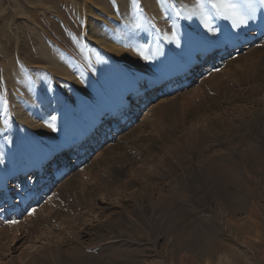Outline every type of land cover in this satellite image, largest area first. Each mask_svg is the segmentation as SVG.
<instances>
[{"label":"rangeland","instance_id":"374dc122","mask_svg":"<svg viewBox=\"0 0 264 264\" xmlns=\"http://www.w3.org/2000/svg\"><path fill=\"white\" fill-rule=\"evenodd\" d=\"M102 1L106 2L110 11L115 17H119L120 21L129 17L137 27L133 28L132 33L131 27L123 28L126 39L130 40L133 54L125 52L124 56L114 58L113 55L99 53L97 47L90 44V38L94 33L102 35L103 23L94 33L90 32L88 29L90 20L83 10L85 7L82 6V12L78 17L60 23L57 18L56 23L59 24L52 28L53 45L56 44L52 47L73 77L69 80L57 78L61 85L58 82L51 85L55 86L51 89V94L46 93L44 96L48 98L44 109L25 111L26 108H22L24 109L22 115L31 116L34 126L26 122L23 124V116L19 119L17 114L19 104H11L12 95L5 93L7 89L10 91L12 89H9L5 80L0 81L4 110L7 109L6 113L4 112V122L3 114H0V123H3L0 132V153L3 154L0 164L6 173L7 185L12 193L16 187L21 186L27 187V192H33L30 196L33 205L28 207L25 217L32 216L31 226L37 232L32 234L31 240L37 241L38 246L40 244L42 246L38 237L49 231V237L52 235L55 238L57 235L62 239L64 250L73 252L78 238L81 239L85 233L96 227L97 233L103 239L109 236L125 239L126 235L113 231L118 226L119 212L132 210L137 204L140 207L142 195L155 196L154 198L158 195L156 185L153 183L150 185L153 188L149 190L151 193L143 191L144 180L137 176L139 167H146L152 172L159 168L160 174L158 173L159 177L154 183L165 187L163 194L168 200L175 201L172 198L176 194L185 193V189L174 182L183 176L184 171L175 170L169 165L164 166L165 163L157 164V159H167L169 155L154 153L147 142L153 136L159 141V147L165 149L164 143L169 144L173 142L170 140L180 139L181 109L171 105L173 99L170 100L178 93L182 94L188 90L190 99L196 96L195 103L188 110V117L185 116L186 121L191 123L190 126L199 123L201 129L202 126H206L209 130L203 133L205 137H201L205 144L203 143L204 150L199 155L200 161L208 157L209 151L214 153L228 145L243 151L249 143L258 141L259 146L264 147V63L258 60L256 63L258 68L254 70L249 65L253 63L255 57L245 59L244 56L242 61L233 66L224 64L246 52L240 47L241 52L236 54L235 49L229 48L232 44L231 37L234 35L235 40L239 41L241 36L247 34L246 29L248 33L251 31L244 26L242 29L230 27L231 20L221 15L223 5H226L229 13L233 14L234 10H237L240 16L247 17L252 4L253 9H258L259 0ZM118 3L123 7L117 8ZM47 5H50L49 0H0V36L4 38L2 32L5 31L11 39L10 44L3 41L4 56L14 58L17 68L19 67L22 72L26 74L31 72L32 76L38 73V77L46 79L45 81L48 80L47 71L33 69L16 53L18 44L26 55L36 54L35 40L28 32L31 25L23 21L24 18L17 14L16 10L27 14L29 19H35L36 14L40 12L50 14ZM41 7L45 11H41ZM157 8L159 18L155 12ZM119 12H125L124 17L118 16ZM97 13L101 22L107 17H113L103 12L101 14V11ZM226 33H230L231 37L226 38ZM98 34L96 36H99ZM117 41L118 48H125L122 38ZM113 44L112 41L110 45ZM256 45L257 43H253L252 47ZM221 46L225 50L222 51L223 55L216 59L212 53ZM232 52L236 55H231ZM204 53L207 54L206 61L199 66L197 59ZM138 56H143V61ZM3 58L0 54V76L3 70L1 66L6 61ZM133 61L146 62L148 66L137 69ZM186 63H192L190 71L195 82H187L188 74L184 77L178 73L177 68ZM56 65L60 67L62 63ZM198 71L203 73L199 76ZM215 73L222 78L216 85H212L210 77ZM200 81L209 82L203 90L197 86ZM148 84L152 85L150 89L146 87ZM125 98V101H129V109L123 106ZM114 100H116L114 106L108 108L107 102ZM153 105H156L157 111L161 106H168L167 112L171 114V120L166 119L165 112L164 116L161 115V120H157L155 116H146ZM255 105L258 110H262L263 119L258 123L257 134L254 135L251 129L255 117L253 116L251 120L250 116L257 112ZM67 117L76 118L80 121V126L74 127L71 124L68 126ZM94 120L100 124L96 132L95 129L92 131L95 128ZM114 122L116 124L110 134L106 133L103 138L104 129L112 126ZM134 127L136 131L129 133ZM90 131L91 134H87ZM170 131L172 133L169 135ZM83 132L85 135L82 137ZM124 134L120 145L117 144V140L120 141L119 137ZM1 135L4 137V143ZM115 143L117 146H113ZM109 145L112 147H108ZM103 147L108 148L104 150ZM219 155L227 159L229 156L227 153ZM246 155L245 153L243 158H248ZM208 158L212 160L211 156ZM38 163L44 165L40 173L36 168ZM75 172L78 176L72 181L67 180ZM254 177L252 175L242 177L243 185L238 191H235L234 186L230 187V198L232 193L239 196L242 193L245 203L231 205L230 213L226 217L221 214L219 200L202 199L204 193L201 192L195 194V198H198L196 203L183 200L175 201L176 204L173 202L177 209L187 205L188 208L193 207L195 213L184 216L186 221L179 224L167 222L171 228L172 224L175 225V232L165 238L156 249L152 246L154 239L144 235V238L137 242L140 247H136V250H139L133 252V256L130 257L132 259H129L127 264H264V169L255 180ZM246 185L248 187L251 185V189L248 190ZM253 192L251 197L250 194ZM133 198L140 202L137 203ZM252 206L258 209L259 217L255 219L248 216ZM49 216H52V221L46 224L47 226L39 223V218ZM206 216L209 217L208 224L201 222L206 220ZM74 220L81 231H68ZM186 236H191L193 242L186 239ZM84 240L86 245L91 244L86 237ZM180 241L183 244L188 241V247L184 245L183 248L181 245L180 249L174 248L179 246ZM20 251L26 252L27 248H21ZM96 251L98 250H88L87 254L93 252L97 255ZM51 259H58V256L53 254L46 261L50 262Z\"/></svg>","mask_w":264,"mask_h":264},{"label":"bare ground","instance_id":"6f19581e","mask_svg":"<svg viewBox=\"0 0 264 264\" xmlns=\"http://www.w3.org/2000/svg\"><path fill=\"white\" fill-rule=\"evenodd\" d=\"M49 4L50 5L49 6L47 5L46 7L47 9H50L49 10L50 14H47L46 12H40L36 14L35 19L34 18L29 19L27 17V14L21 13L18 10H16V13L24 18L23 21H26L28 24L31 25L28 28V32H29V36L35 40L34 46L36 47L35 49L36 54L35 56L34 54L26 55L24 52H22V50H20L21 47L18 44H17L16 53L18 54V56L23 57L24 61L28 65H31L33 69L38 70V71H41V70L47 71V73H49L48 75L46 74V77H48V80H47L48 82L45 81L46 79L44 80L43 78H39L38 77L39 75L38 73H36V71H35L36 75L33 74V76L31 75L30 71H29L30 73L28 74H26V72L24 73V71L22 72L20 69H18L19 67L17 68L14 58H9V57L4 56L3 41L8 42V44H10L11 39L8 38V34H6V32L3 30H2L3 31L2 33H4V38L0 36V54L6 60L4 62V65L1 66L3 70L1 71L0 81L4 82L5 80L8 84L9 89H12V91L7 89V92L5 93H7L8 95H12L10 97H13L12 99L14 101L10 100L11 99L10 97H9L10 99L8 98V100L11 101V104H14V105L19 104V106H17L20 108L19 112L17 113L19 119H21L20 117L23 116L22 114H23L24 109L22 108H26L27 110L25 109V111H33L36 108L44 109L46 107L45 103L48 102V98H44V96L46 93L51 94V89H53L55 86V85L54 86H51V85L55 82H58V84L61 85V81H58L57 78H60L59 80L61 79L69 80V78L72 79L73 75L68 71V69H66L65 65H63V60L61 61V59L59 58L58 54L55 51V48L52 47L56 45V44L53 45L52 28L56 27L55 24L58 25L60 21L65 22L68 19L70 20L71 18L74 19L75 17H78V15L81 14L82 12L81 10L82 6L85 7L84 9L83 8L82 9L85 10L87 17L90 20V23L88 22L89 24L88 29L90 32L94 33L96 30L99 29V27L103 23L102 25L103 32H101L102 35H99L98 33H94L92 34L90 38L91 39L90 44H92L93 46H96L99 53L101 52V54H105L107 56L113 55L114 58L121 56V55L124 56L125 52L129 54L132 53L131 48H130L131 46L130 40L126 39L125 37L126 35L125 33H123V28L130 29L129 27H131L132 31L130 32L132 33L133 28H137V27L133 25L132 19H129V17L128 19L122 20V21H120L119 17H115L113 15L114 13L110 11V7L106 4V2L104 3L102 0H60V1L52 2V0H49ZM116 6L117 8L123 7L121 3L116 4ZM41 11H45L43 7H41ZM100 11H101V14L103 12L105 15L108 14L113 17H107L105 20L103 19L104 20L103 22H101L100 21L101 18L98 16V13H97ZM236 11L237 10H234L233 14L229 13V11H227L226 5H223V11L221 15L224 17H228L231 20L230 27L232 26L233 28L236 27V28L242 29L244 26L248 29L250 28L249 32L251 31V33H248L246 29L245 31L247 34L241 36L239 41L235 40L236 36L233 35L231 37L230 33L225 34L226 38H228L229 36L232 38V40H230V42L232 41V44L229 45V48L235 49L236 54L241 52L240 47H242V49L246 52L233 57L232 59L226 61L224 64H226V66H233L237 62L242 61L244 56H245V59L249 57H255L253 59L254 60L253 63L249 65L250 68L255 70L256 68H258L256 64L258 60L260 62L263 61L264 63V2H262V0H259L258 9H253V4H252L250 9H248L247 17L246 16L243 17L244 15L240 16ZM155 12L158 13L157 18H159V9L158 8L155 9ZM117 15L124 17L125 12H119ZM57 18L59 20V23H56ZM42 22L46 25L44 26ZM97 34L99 36H96ZM15 35H17V33ZM119 38H122L123 44L125 45V48L123 49H120V47L118 48L117 40ZM56 41H59V40H56ZM112 41L114 42V44L110 45ZM253 43H257V45L255 47L254 46L252 47ZM109 46H112V47H109ZM224 50H225L224 47L221 46L220 48H218L216 52L212 53V55L216 56V59H217L219 56L223 55L222 51ZM233 54L235 53L232 52L231 55ZM206 57H207L206 53L201 55V58L199 57L200 59H197V64L199 66H202L206 61ZM139 59L142 60L143 56L139 57ZM55 60H57L59 63H62V65L60 67L56 65L59 63H56ZM133 62L136 64L137 69H144L143 67L148 66L146 62L144 63L140 61L139 62L133 61ZM191 64L192 63H186L184 65H180L177 68L178 73H180L181 76L188 74L187 79H186L187 82H191V81L193 82L195 80V79L193 80L192 78L193 74H191L192 71H190ZM200 69L201 68H199V70ZM202 73H203L202 71L200 72L198 71L199 76ZM221 78L222 76H218L217 73H215L214 75H212V77H210V80H211L210 83L212 85H216L221 80ZM208 83L209 82L200 81L197 86H199L198 87L199 89L203 90L208 85ZM146 87L147 89H150L152 85L148 84V86ZM1 88L2 87H0V114H3L2 119L4 122V118H5L4 112L6 113L7 109L6 111L4 110L5 107L3 105L4 104L3 98H1L2 96ZM189 93L190 91L187 90L183 92L182 94L178 93V95L170 99V100L173 99L171 102V105H176L177 107L181 109V117L179 118V121L182 123V128H181L182 131H181L180 139L176 138L175 140H170L173 142L169 144L164 143L163 145L165 146V149H161L159 147V141L157 140V138L153 136H151L147 142L149 143L151 149H153L154 153L168 154L169 158L171 159V160H169V158L157 159V164L162 165L165 163L164 166L169 165L170 167H174L175 170L184 171L182 173L183 176L178 179H175L174 182L181 185L185 189V193L176 194V196H174L172 200H175L176 202L177 200L178 201L183 200L184 202L196 203V200L198 198L197 199L195 198V194L201 192V194L204 193L202 195L203 197L202 199H208V200L218 199L220 203V207L222 208L221 214L225 215L226 217L230 213L231 205L233 204L236 205L238 203L239 204L245 203L244 202L245 199L243 197L244 194L242 193L240 194V196L237 195L236 193L235 194L232 193L231 194L232 197L230 198V190H229L230 187L234 186L235 191H238L239 188H241L243 185L242 181L244 179H242V177L245 178L246 176H250V175H252V177L254 176L258 177V174H260V172L264 169V147L259 146L258 141L257 143L255 141L249 143L246 149L243 150L247 154L246 156L248 158H243V156L245 155L243 151H241L240 149L237 150L235 146L233 147V146L228 145L214 153L209 151L208 157L211 156V159H212L211 161L208 157H205L203 160L200 161L199 155L201 154V151L204 150L203 143L205 144V142L201 140L202 139L201 137L202 136L205 137L206 135L203 133H206L209 130L206 126H202V129H201V126L199 123H196V125L190 126L191 123L186 121L185 116L188 117L189 115L188 110L195 103V99H196V96H192L190 99L188 97ZM192 95H194V93ZM125 100L126 98L123 99V106L125 109H129V106H128L129 101H125ZM115 101L116 100L108 101L107 107L111 108L112 106H114ZM20 104L22 107H20ZM155 107L156 105H153L152 107H150L149 112L146 114V116L147 115L155 116L157 117V120H161V115L164 116V112H165L167 114L166 119L168 121L171 120V114L167 112L168 106H161L160 107L161 109L158 111L155 110ZM244 109H246V106L244 107ZM255 109L257 112L255 114L254 113L251 114L250 116L251 120L253 116L255 117V120L253 122L254 125H253V128L251 129L252 134L254 135L257 134L258 123H260L263 119V117L261 116L262 110H258L257 105H255ZM150 111L152 112L150 113ZM130 114L131 113H129V115ZM5 115L8 116V114H5ZM30 117L23 116L22 118L23 124L26 122L30 124L31 126H34L32 122L33 119L32 118L30 119ZM8 118H11V117H8ZM67 119H68V126H70V124L74 125V127L80 126L79 125L80 121H77L76 118L67 117ZM50 120H52V118ZM2 124L0 123V132L2 131L1 130ZM114 124L116 123L114 122L112 126H107L106 129H104L103 138L105 137L106 133L110 134L112 127H114ZM94 125H95V128H93L92 131L95 129L94 132H96L100 124L98 121H95ZM55 126L56 125H54V127ZM142 126H144V124ZM54 127H51V128H53L54 130L55 129ZM239 130H242V129L239 128ZM92 131H90V133H87V134H91ZM135 131H136V128L134 127V129L131 132L129 131V133H133ZM222 131L225 132L224 130ZM171 133L172 131L169 132V135ZM84 135L85 134L83 132L81 136L83 137ZM1 136H2V141L4 143V137L3 135ZM124 136L125 134L122 137L121 136L119 137L120 141L118 142L117 140V144L119 143L120 145V142L124 138ZM115 144H113V146H117V144L116 145ZM110 146L111 145H109L108 147ZM108 147L106 148L103 147V148L105 150ZM206 152H208L207 149H206ZM219 153L229 154L228 159L223 155H219ZM2 155L3 154L0 153V162L2 159ZM190 158H191V162H190ZM43 167L44 165H42L41 163H38L36 166V168L38 169V172L39 171L41 172L44 169ZM163 168L164 167H161V169ZM137 171H139L137 176L142 177V179L140 180H144V182H142V184L145 185L144 186L145 189L143 191H145L147 194L151 193L149 190L153 189L152 187H150L151 183H153L156 185L155 188L158 191V195H157V198H154L155 196L152 197L151 195L149 197H147L146 195H142L140 207H138V204H137V207L139 208L138 210H137V207H135L132 210L126 209L122 212H119L118 214L119 218H118V223H117L118 226H116L117 228H114L113 231L116 234L126 235L125 239L121 237H112V236H109L107 239H103L102 237L99 236V233H97V227H96V228L90 229L89 232L85 233L84 235V237L90 240L91 244L86 245L85 244L86 240H84V237H82L81 239L78 238V241L76 243V246L74 247L73 252H70V250H67V251L64 250L63 242H61L62 239L57 237L55 232H53V234L55 233L56 235L55 238H53L52 235L51 237H49L50 236L48 235L50 234L49 231H47L48 232L47 234H45L46 232H44L43 235L41 233H40L41 234L40 236L38 235L39 236L38 241L41 240L42 246H40L41 244L38 246L37 241L34 242L33 240H31L33 236L32 234H35L37 231H35V229L31 226V224L33 223L32 216L25 217V214L27 210H29L28 207L33 205V203L30 202L31 201L30 196L33 195V192L31 191L27 192L26 190L27 187L21 186L20 188L19 187H16V189L14 188L15 191L14 193H12V191H10L7 185V181L5 177L6 173L4 172V169L3 167H1V164H0V264H87L85 262H88V264H127L129 262L130 257L133 256L132 255L134 254L133 252L139 250V249L136 250V247L139 246L137 242L138 240H142L144 238L143 237L144 235L145 236L148 235L149 237L151 236V238L154 239V243L152 246L154 249H156L165 238H168L172 233L175 232L176 227H174L175 226L174 224L175 223L177 224V222L179 224V222L181 223V221H186V218L184 216H191L192 213H195V210L193 207L188 208L187 205L183 206L181 209H177V207L174 205L175 201H171L167 199V196L163 194V189L165 187H161V184L159 185L157 183H154L157 180L156 178H158L159 177L158 175L160 174L158 167L154 169L153 172L152 170L150 171L149 169H146V167H142V168L139 167ZM77 176H78V173L75 172V174H72L70 177H68L67 180L72 181ZM184 177L185 179L183 180ZM255 177H254V180H255ZM170 183H172V180ZM250 187L247 186L248 190L251 189ZM254 192L250 194L251 197L254 194ZM133 200H135L137 203L140 202L138 201L137 198L136 199L133 198ZM56 215H63V214L56 213ZM248 216L251 219H255L259 217L258 209L256 206H252V208L250 207L248 211ZM42 217L39 218V223L48 225V223L52 221V216H49L47 218H42ZM208 218L209 217L206 216L205 217L206 220H202L201 222L202 223L205 222L208 224L209 223L208 222L209 220H207ZM74 221H72L73 223L71 224V228L68 231L70 232H73V230L76 232L81 231L79 229L80 228L79 225L76 223V221L75 222ZM170 221L171 223H174L172 224L173 229L167 225V222H170ZM44 230L45 229H43V231ZM195 234H196V231H195ZM181 235H183V233H181ZM42 236H45V238H42ZM190 237L186 236V239H191ZM199 237L201 238V236ZM57 238H58V241H57ZM186 242L187 243L184 242L185 244H183L180 241L178 244L179 246H175L174 248L180 249L182 247L181 245H183V248H184V245L188 247V241ZM198 242L200 243V241ZM146 246L149 247L148 244H146ZM24 247L25 249L27 248V251L26 252L20 251L21 248H24ZM94 249L98 250L96 251L98 252L97 255H94L93 252H92L93 255L87 254L88 250H94ZM53 254H56L58 256V259H51L50 262H47L46 261L47 258L49 256H52ZM184 256H186V254Z\"/></svg>","mask_w":264,"mask_h":264},{"label":"snow or ice","instance_id":"6c2138e0","mask_svg":"<svg viewBox=\"0 0 264 264\" xmlns=\"http://www.w3.org/2000/svg\"><path fill=\"white\" fill-rule=\"evenodd\" d=\"M262 2H264V0H262Z\"/></svg>","mask_w":264,"mask_h":264}]
</instances>
